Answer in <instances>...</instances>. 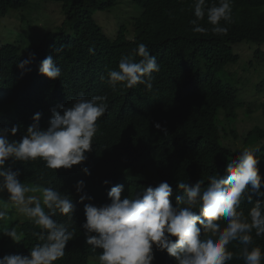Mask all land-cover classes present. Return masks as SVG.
<instances>
[{
    "label": "trees",
    "instance_id": "trees-1",
    "mask_svg": "<svg viewBox=\"0 0 264 264\" xmlns=\"http://www.w3.org/2000/svg\"><path fill=\"white\" fill-rule=\"evenodd\" d=\"M43 1L60 2L66 22L57 32L48 33L44 41L24 52L15 44L0 46V128L17 126V136L11 139L20 140L33 123L34 114L39 112L40 125L46 129L51 109L58 105L71 106L81 93L88 98L106 95L107 112L99 121V133L83 163V169L87 168L90 175L59 169L55 176L43 161L28 164L9 161L8 166L21 173V182L59 189L72 198L74 215H85L77 193V183L81 180L85 184L83 193L93 198L85 200V204L110 203L108 192L117 185L124 186L123 198L167 181L173 188L170 200L176 206V196L182 195L178 181L195 184L203 180L206 187L210 175L225 174L226 164L239 150H233L225 140L228 134L220 116L224 112L227 119L237 117L239 103L236 93L217 79V72L239 60L231 44L243 41L264 44V0H233V23L227 25L229 31L225 36L211 31L207 34L191 31L190 21L195 19L193 0H130L143 9L133 22V35L123 25L113 38L105 34L94 15L97 11L113 9L119 0ZM213 2L208 0L209 6ZM28 4L29 0H0V20L10 9ZM201 23L211 28L206 17ZM140 43L147 45L160 65V72L154 73L153 89L149 91L138 85L117 86L113 90L106 82L107 70L117 68L120 58L132 55ZM30 53L35 58L22 73L17 62ZM48 55H53L62 70L60 80L51 81L39 73L41 61ZM260 110L264 115V102ZM156 124L167 129V135ZM262 140L264 129L254 127L248 131L244 144L258 149V167L264 180V144H257ZM106 180L110 182L108 185L104 184ZM256 200L264 197H254L253 201ZM253 206L245 203L242 208L247 214ZM9 214L13 217L12 209ZM56 219L66 220L59 214ZM73 220L71 227L77 230L76 238L69 242L64 258L56 264H88L95 258L81 227L86 219L73 217ZM8 226H17L25 238L16 244L0 232V258L9 254L29 255L31 247L38 242L32 233L39 229L28 220L19 219L10 220ZM253 238L254 246L264 249V237L253 233ZM153 250L156 264H170L157 256L160 250L155 247ZM229 250L234 253L229 264H243L235 255L240 246L229 245Z\"/></svg>",
    "mask_w": 264,
    "mask_h": 264
},
{
    "label": "clouds",
    "instance_id": "clouds-1",
    "mask_svg": "<svg viewBox=\"0 0 264 264\" xmlns=\"http://www.w3.org/2000/svg\"><path fill=\"white\" fill-rule=\"evenodd\" d=\"M232 5L233 0H214L210 6L208 0H193L195 19L190 21L191 31L227 35V25L233 23ZM205 17L210 29L202 26ZM34 58L30 53L17 62V67L23 73ZM160 70L156 56L140 43L132 55L120 58L117 68L107 70L106 82L113 90L117 86L143 85L151 91L154 73ZM39 73L51 81L62 76L53 55L41 61ZM107 99L106 95L88 98L81 93L71 106L51 109L46 129L41 127V113L37 112L20 140L11 139L17 136V126L0 128V194L7 193L6 201L0 198V232L16 244L25 238L17 226H8L14 219L9 209H15L27 218L22 221L28 220L39 229L32 233L38 242L29 255H5L0 264H56L64 258L69 242L76 238L77 230L71 227L73 217L86 219L81 227L97 264H156L154 247L161 251L157 256L170 264H229L234 259L229 245L240 246L235 255L243 264H264V249L254 246L253 238V233L264 237V200L253 201L254 197H264L258 149H240L226 164L225 174L210 175L206 187L203 180L195 184L178 181L182 195L176 196V206L170 200L173 188L167 181L123 198L124 186H114L108 192L110 203L100 206L84 203L93 198L83 193L84 181H78L77 193L85 215H74L75 204L69 195L51 186L21 182V173L8 166L9 161H43L55 176L59 169L90 175L83 163L99 133V121L107 112ZM155 127L167 135V129L160 124ZM109 183L104 181L105 185ZM245 203L254 204L247 214L242 208ZM58 214L66 220L58 221Z\"/></svg>",
    "mask_w": 264,
    "mask_h": 264
},
{
    "label": "rangeland",
    "instance_id": "rangeland-1",
    "mask_svg": "<svg viewBox=\"0 0 264 264\" xmlns=\"http://www.w3.org/2000/svg\"><path fill=\"white\" fill-rule=\"evenodd\" d=\"M142 12L143 9L132 4L130 0H119L113 9L97 11L94 18L105 34L113 38L118 28L123 25H126L131 33L135 18ZM65 22L66 15L60 2L29 0L26 7L10 9L1 18L0 46L15 44L24 52L33 44L44 41L48 33L57 32ZM231 46L233 53L239 55V60L222 67L217 72V79L236 93L239 103L237 117L229 116L227 119L224 112L220 116L222 126L228 134L225 140L237 151L245 148L244 139L248 131L254 127L264 129V115L260 110V105L264 102V44L243 41ZM257 144L263 145L264 140ZM4 194H0V198L5 200L7 193L3 196ZM13 212L14 219L11 220L27 219L16 213L15 209ZM88 264H97V261L92 258Z\"/></svg>",
    "mask_w": 264,
    "mask_h": 264
}]
</instances>
